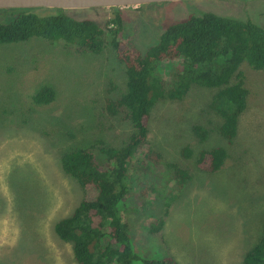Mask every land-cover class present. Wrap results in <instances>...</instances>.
Listing matches in <instances>:
<instances>
[{
  "label": "rangeland",
  "instance_id": "374dc122",
  "mask_svg": "<svg viewBox=\"0 0 264 264\" xmlns=\"http://www.w3.org/2000/svg\"><path fill=\"white\" fill-rule=\"evenodd\" d=\"M117 9L123 38L139 50L155 45L169 25L205 12L264 28V0H187ZM15 12L0 9V23H9ZM65 13L98 24L114 16L111 8ZM242 71L247 108L231 142L219 135L221 119L210 108L214 88L193 85L182 99L160 100L152 108L147 144L185 170L188 180L171 200L172 184L159 171L147 180L135 166L130 169L132 188L120 209L139 257L133 264L165 257L178 264H241L258 242L264 220V73ZM44 87L52 90V100L36 104L33 97ZM124 91L123 65L109 47L95 55L40 38L0 45V264H76L71 243L60 240L53 226L84 195L62 172L60 156L90 146L118 148L128 140L131 124L104 111L105 101ZM194 127L206 131L205 140ZM214 147L224 148L226 158L218 172L204 173L196 166L197 156ZM150 177L156 191L142 200L139 192L152 185ZM156 218L163 219L162 230L150 235L145 223Z\"/></svg>",
  "mask_w": 264,
  "mask_h": 264
},
{
  "label": "trees",
  "instance_id": "16d2710c",
  "mask_svg": "<svg viewBox=\"0 0 264 264\" xmlns=\"http://www.w3.org/2000/svg\"><path fill=\"white\" fill-rule=\"evenodd\" d=\"M111 9L113 18L103 24L73 19L60 9H46L40 14L33 9H14V18L0 23V45L40 38L74 45L79 51L95 55L109 47L123 65L125 91L116 99H107L104 111L110 117L127 120L133 134L118 148L90 146L65 151L60 156L62 172L78 184L84 195L72 213L53 226L60 240L71 243L76 264H133L139 259L131 248L120 209L122 201L130 196L134 179L131 168L135 166L139 177L147 180L149 173L159 171L164 182L172 184V194L167 196L171 200L186 185V171L166 162L147 144L154 105L164 99H182L193 85L214 88L217 91L210 108L221 119L219 135L231 142L247 108L248 90L242 69L264 73V28L252 22L205 12L169 25L155 45L139 50L123 38L119 9ZM52 97V90L44 87L33 101L46 104ZM194 132L200 140L207 137L201 127H194ZM97 154L102 161L97 160ZM189 154L184 149L183 156ZM226 155L222 147L202 150L196 166L204 173L218 172ZM150 181L152 185L139 192L142 200L150 190L156 191L152 177ZM145 227L148 234L156 235L162 230L163 219L149 220ZM140 261L178 264L171 257ZM241 264H264V220L258 242L245 253Z\"/></svg>",
  "mask_w": 264,
  "mask_h": 264
},
{
  "label": "water",
  "instance_id": "95a60500",
  "mask_svg": "<svg viewBox=\"0 0 264 264\" xmlns=\"http://www.w3.org/2000/svg\"><path fill=\"white\" fill-rule=\"evenodd\" d=\"M187 0H0V9H92L125 8Z\"/></svg>",
  "mask_w": 264,
  "mask_h": 264
}]
</instances>
